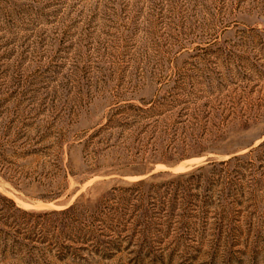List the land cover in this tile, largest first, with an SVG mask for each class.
<instances>
[{"label":"rangeland","instance_id":"rangeland-1","mask_svg":"<svg viewBox=\"0 0 264 264\" xmlns=\"http://www.w3.org/2000/svg\"><path fill=\"white\" fill-rule=\"evenodd\" d=\"M0 264H264V0H0Z\"/></svg>","mask_w":264,"mask_h":264},{"label":"trees","instance_id":"trees-1","mask_svg":"<svg viewBox=\"0 0 264 264\" xmlns=\"http://www.w3.org/2000/svg\"><path fill=\"white\" fill-rule=\"evenodd\" d=\"M248 154H250V153H248ZM241 159V157L240 156H235V157H232L231 159H229V160H227V161H223V162H219L218 163V166H228L229 164H231L232 162H236V161H238V160H240ZM215 163H210V164H208V165H214ZM200 178H202L201 176H200Z\"/></svg>","mask_w":264,"mask_h":264}]
</instances>
